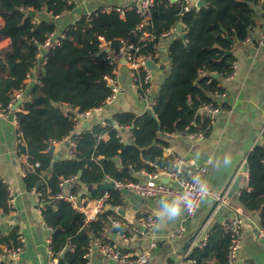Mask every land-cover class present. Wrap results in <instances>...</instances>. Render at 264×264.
Here are the masks:
<instances>
[{"label": "trees", "instance_id": "1", "mask_svg": "<svg viewBox=\"0 0 264 264\" xmlns=\"http://www.w3.org/2000/svg\"><path fill=\"white\" fill-rule=\"evenodd\" d=\"M154 1L151 25L146 31L160 36L184 25L186 34L185 40L178 36L169 47L171 68L154 99L152 113L155 117L151 113L140 116L118 113L114 121H106L105 126L97 123L80 134L70 158L55 160V148L50 146V141H61L74 132L77 122L73 120V111L103 107L111 95L106 77L112 74L114 67L105 59L103 44L118 52L121 40L137 42L141 33L136 27L141 19L135 11L121 17L115 11L104 12L101 8L69 25L62 32L59 45L45 47L46 41L57 31L56 24L52 20L35 21L28 17L29 11H45L58 17L72 11L74 5L66 0H0V41H10L7 50L0 53L2 108L13 104L16 92L24 91L28 77L38 65L42 48L46 49L38 83L28 90V99L14 112L26 143L18 153L27 155L29 164H39L23 178L27 191L49 190L50 196H57L62 180L78 176V184L71 194L79 196L82 186L94 187L88 198L97 200L105 193L100 186L107 179L137 182L126 169L155 174L172 167V160L164 158L167 144L160 135L206 132L209 118L201 108L205 104L216 105L212 96L225 92L211 74L227 78L232 73L234 57L227 52L234 42L246 39L249 29L255 25L253 5L261 3L264 9V2L203 0L204 7H193L185 12L178 1ZM142 52H153L152 44L145 46ZM65 105L72 110L68 114L62 111ZM11 112L8 110L9 114ZM125 126L131 127L134 140L130 145L121 140L120 132ZM104 134L109 135V140L102 139ZM246 167L249 189L241 190L239 201L246 211L259 214L264 231L263 144L255 146L248 155ZM49 170L51 174H47ZM40 181L42 185L37 189ZM109 193L108 205L122 207V192L116 189ZM8 198L9 185L0 177V214L3 216L12 212L6 202ZM45 204L44 221L53 232L50 248L55 255L60 254L59 264H85V256L94 242H112L102 239L110 218L120 219L111 208L96 221L86 223L85 215L68 201L46 199ZM126 233L130 235L129 230ZM3 245H19L16 230L6 234L0 228V246ZM230 246V234L222 226H215L206 245L194 248L186 260L190 264H228Z\"/></svg>", "mask_w": 264, "mask_h": 264}, {"label": "crops", "instance_id": "2", "mask_svg": "<svg viewBox=\"0 0 264 264\" xmlns=\"http://www.w3.org/2000/svg\"><path fill=\"white\" fill-rule=\"evenodd\" d=\"M66 1L72 3L74 8L61 16L52 17L45 11L35 13V21H54L58 38L69 25L98 9L129 6L140 0ZM198 1L190 0L194 6ZM253 9L255 25L249 29L245 40L234 42L232 49L228 51L234 57L235 75L217 79L225 92L212 97L215 103L222 104V110L213 116L204 113L209 120L211 118L213 120V124L205 132V137L202 140H192L187 132H174L159 136L167 144L164 149V158L168 160H172L173 157L188 159L191 162L190 168L207 167V177L212 191L219 196L227 194L225 202L220 203L218 207L215 199L207 198L192 217H188L185 209L176 218L167 220L161 206L173 201L146 199L132 192L128 196L122 193L124 195L123 206L113 208L108 206V208L119 215L122 222L129 228L130 235L127 240L122 239L109 220L102 236L103 240H111L128 252L148 250L151 255L149 264H181L185 256L181 251L187 241H190L202 229H204L202 236L210 237L215 226H222L226 220L240 210L244 215V223L238 264H264V231L259 214L246 211L239 201L241 190L246 189L249 184L248 172L244 168L246 159L255 146L261 143L260 132L264 118V9L261 3L253 5ZM0 25H2L1 20ZM182 32H184L183 28ZM178 36L180 37V33L177 31L158 43L160 62L156 63L153 68L152 90L149 99L145 100L140 96L129 66L121 61L116 74L119 81L117 97L103 106L91 119L79 122L74 132L55 147V157L70 158L71 145L76 140H72L73 134L78 137L86 130L92 129L97 123L106 125V121H114L118 113H133L137 116L151 113L155 103L154 99L171 68L169 47ZM9 44V40L0 41V53L7 50ZM45 50L42 48L37 58L38 65L26 81L23 93L20 94L19 100L21 99L22 103L28 99L26 96L28 90L38 83L37 77L44 61ZM22 103L17 110L20 109ZM17 132L16 118L11 122L8 116H0V177L9 185L14 194L12 212L7 216L0 214V228L6 234L16 230L18 237H22L23 240L18 258L15 261L0 262V264H53L49 255L52 229L44 221L38 207L37 197L19 184V179L23 178V168L28 164V157L18 153ZM120 136L123 144L133 143L131 127H123ZM102 139L109 140V135L104 134ZM117 164L119 165V162ZM153 166L157 168V163ZM126 171L137 182L149 180V174L145 170L135 172L129 168ZM165 178V175L160 174L157 181L162 182ZM238 178L241 179L239 188L230 195ZM111 181L114 180L107 179L102 184ZM168 185L178 187L179 183L174 179H168ZM93 188L82 186L79 196L84 195L85 197L76 196L82 206L89 207L87 210L95 206L93 204L95 200L88 198ZM147 216L153 217L156 221L155 236L147 234L139 223L140 218ZM179 226L186 227L187 231L183 238L169 239L168 234ZM151 240L158 241L155 248L149 247ZM97 242L100 241L97 240ZM91 264H111V262L103 258L98 250L93 249Z\"/></svg>", "mask_w": 264, "mask_h": 264}, {"label": "built area", "instance_id": "3", "mask_svg": "<svg viewBox=\"0 0 264 264\" xmlns=\"http://www.w3.org/2000/svg\"><path fill=\"white\" fill-rule=\"evenodd\" d=\"M181 3L183 10L185 12L189 11L194 6L190 0H174ZM154 0H140L139 2L124 6V7H106L103 9L104 12H117L121 17H124L125 13L128 11H135L140 19V24L136 27V31L141 33V36L137 40V42H129L128 40H121L122 47L118 52H114L110 49V47L104 43L103 48L106 52L105 59L109 61L111 65H113V71L111 75L106 77L107 86L111 89V95L107 99L105 105L111 103L119 94V81L116 77L117 67L119 63L124 60V63L129 66L131 71V76L133 78L134 84L139 90L140 96L147 100L149 99L150 92L152 90V72L148 68L147 63L152 62L153 66L160 61V55L158 51V43L161 39L168 38L173 34L177 33L178 28H183L184 25H179L178 27H174L171 30L161 34L160 36H156L154 34L148 33L146 28L151 25V17L150 12L151 8L154 6ZM264 2V0H262ZM62 37V36H61ZM53 38V37H52ZM52 38L46 41L45 47L59 45V38L52 41ZM264 42V35H263ZM148 44H152L153 52L143 53L142 49ZM108 50V51H107ZM158 60V61H157ZM235 63H233V70L229 77L235 75ZM204 75V73H202ZM30 76L28 77V79ZM22 91L16 92L14 95L13 104L19 100L20 94ZM215 103V102H214ZM10 104L7 109L2 108L0 105V116L7 117L9 115L8 110H12V105ZM104 105V106H105ZM222 104L217 103L214 105L213 103L205 104L201 108V112L208 115H215L222 110ZM102 107L87 110L84 112L73 111V120L77 122V124L84 120L91 119L96 113H98ZM63 113L68 114L72 110L65 105L63 107ZM14 118H16L14 116ZM211 124H213L212 118L209 120V123L206 127V131L210 128ZM105 126V124H102ZM18 126V124H17ZM115 128L120 130V127L115 124ZM187 135L192 140H202L205 137V131L198 132H189L187 131ZM68 138V137H67ZM66 138L61 141L51 140L50 146L56 147L61 144ZM260 140L261 144L264 145V118L263 125L260 132ZM16 143L18 151L20 148H25L26 143L23 139L22 133L17 132ZM76 147L75 141L71 145L70 154L71 156L74 154L73 151ZM191 162L188 159L173 157L172 158V167L170 169L160 170L158 173L149 174V180L146 182H116L117 189H127L132 193L137 194L140 197L152 200H190L192 203V210L189 212L186 209L188 217H192L202 206L204 201L207 198H213L217 201L218 207L220 203L225 202L227 198V194L219 196L214 193L210 187L208 181V168L207 167H194L190 168ZM39 167V164H27L22 171V177L24 178L28 173H32L36 168ZM246 165L244 166V168ZM163 174L168 179H174L179 183V186H170L163 182L157 181L159 175ZM78 184V176H73L67 179H64L60 183V193L57 196H50L49 190L44 192H37L35 190L31 191L38 200V207L41 214L44 217V213L47 211V207L45 204L46 199H56V200H65L68 201L76 210L83 213L85 215L86 223H90L95 221L100 214L106 211L108 208V201L110 199V193L106 192L100 199L94 201V207L90 210L88 206H82L79 202V199L71 194V190H73ZM249 189L248 186L246 188ZM48 198H46V196ZM14 199V194L11 188L9 187V198L7 199V204L12 209V202ZM183 206V205H182ZM110 222L112 227L116 230L117 234L124 240H127L129 228L122 222L121 219H113L110 218ZM140 225L144 228L145 232L151 236L156 235V221L153 217L147 216L139 219ZM244 223V215L238 210L234 216L229 218L222 225L225 232L230 234L231 238V246L228 254V264H238V254L242 245V226ZM1 226V220H0ZM185 226H179L178 228L172 230L168 234L169 239L180 240L183 238L186 233ZM204 229L197 232L194 237L189 241L190 245L185 253L184 259L181 264H190L186 260L189 256L190 252L196 247H203L206 245L208 240V236H202ZM19 245L0 246V262L7 261H15L18 258V255L22 249V237H18ZM157 240H151L150 248H155L157 246ZM93 249L99 251L103 258L107 259L111 264H149L151 255L148 250H140L134 252H128L124 250L120 245L115 242H94L91 245L87 255L85 258L87 262L85 264H91V253ZM49 255L53 260V264H59V255H55L54 252L49 250Z\"/></svg>", "mask_w": 264, "mask_h": 264}, {"label": "water", "instance_id": "4", "mask_svg": "<svg viewBox=\"0 0 264 264\" xmlns=\"http://www.w3.org/2000/svg\"><path fill=\"white\" fill-rule=\"evenodd\" d=\"M204 6H205V2H204L203 0H199V1L196 3V8H197V9H200V8H202V7H204ZM28 17H29V18H32V19H35V12H34L33 10H30L29 13H28ZM178 32L180 33V38H181L182 40H185L186 34H185L184 32H182V28H178ZM58 37H59V35H58L57 33H55L54 36H53V38H52V41L54 42L55 40L58 39ZM107 51H108V50H107ZM227 54H228V55H231V52H227ZM122 61H124V60H122ZM147 66H148V68L151 70L152 74H154V70H153L154 66H153V63H152V62H148V63H147ZM211 77H212L213 79H216V80H217V79H219L220 76H219L218 74H211ZM21 103H22V100L20 99V100H17V101L12 105V112L8 115V119H9V121L12 122V121L14 120V116H15V115H14V112L17 111V109H18V107L20 106ZM191 107H192L194 110H197L193 104L191 105ZM151 115H152L153 117H155L154 113H152V112H151ZM159 129H160V126H159ZM76 138H77L76 134H73V136H72V140H75ZM55 160H58V158L55 157ZM246 170H247V167H246ZM47 174H51V170H49V171L47 172ZM240 180H241L240 178H238V179L236 180L234 186H233L232 189H231V192H230L231 194H230V195L234 194V193L238 190ZM162 182L165 183V184H168V179L165 178V179L162 180ZM19 184H20V186H21L22 188L26 189V185L24 184L23 178H20V179H19ZM41 185H42V181L38 182V184H37V189H38ZM100 189L103 190V191H106V192H113V191H115V190L117 189V187H116V182H115V181L105 182L104 184H102V185L100 186ZM119 190H120L124 195H126V196H128V195L130 194V191L127 190V189H119ZM189 245H190V242L187 241V242L185 243V245H184V248H183L182 251H181L182 254H185V253H186V251H187Z\"/></svg>", "mask_w": 264, "mask_h": 264}, {"label": "clouds", "instance_id": "5", "mask_svg": "<svg viewBox=\"0 0 264 264\" xmlns=\"http://www.w3.org/2000/svg\"><path fill=\"white\" fill-rule=\"evenodd\" d=\"M161 207L164 210V215L167 220H171L179 216L185 209L190 212L192 210V203L190 200H176L170 203H165Z\"/></svg>", "mask_w": 264, "mask_h": 264}, {"label": "bare ground", "instance_id": "6", "mask_svg": "<svg viewBox=\"0 0 264 264\" xmlns=\"http://www.w3.org/2000/svg\"><path fill=\"white\" fill-rule=\"evenodd\" d=\"M245 170H246V167H245Z\"/></svg>", "mask_w": 264, "mask_h": 264}]
</instances>
